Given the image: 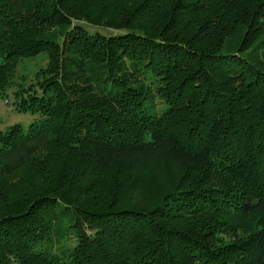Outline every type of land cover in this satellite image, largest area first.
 Masks as SVG:
<instances>
[{"label":"trees","instance_id":"16d2710c","mask_svg":"<svg viewBox=\"0 0 264 264\" xmlns=\"http://www.w3.org/2000/svg\"><path fill=\"white\" fill-rule=\"evenodd\" d=\"M10 95L0 264H264V0H0Z\"/></svg>","mask_w":264,"mask_h":264},{"label":"rangeland","instance_id":"374dc122","mask_svg":"<svg viewBox=\"0 0 264 264\" xmlns=\"http://www.w3.org/2000/svg\"><path fill=\"white\" fill-rule=\"evenodd\" d=\"M105 30V29H104ZM107 32V30H105ZM243 30H240L236 35H233L226 40L222 53H240L245 57H252L253 53L261 55V51L256 45L254 48L255 42L251 43L246 49L241 50V44L243 40ZM45 63L44 56H38L32 60L25 61L20 67L21 71L27 75L26 83L31 81V78L36 73V71L43 66ZM12 96L10 95L7 100L0 98V130H5L8 126L20 123L25 128L30 124V122L37 116L31 112L19 111L16 109V106L12 104ZM159 102V101H158ZM158 107H161L160 103Z\"/></svg>","mask_w":264,"mask_h":264}]
</instances>
